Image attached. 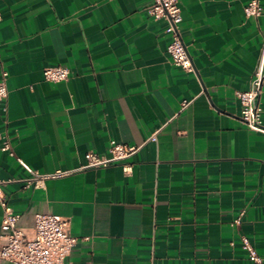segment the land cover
<instances>
[{"label":"crops","instance_id":"0c3cea01","mask_svg":"<svg viewBox=\"0 0 264 264\" xmlns=\"http://www.w3.org/2000/svg\"><path fill=\"white\" fill-rule=\"evenodd\" d=\"M151 2L0 0V178L15 179L4 188L27 232L37 212L69 218L80 239L63 264H255L241 236L264 257V132L242 121L237 90L259 63L264 0L259 16L249 0H180L194 71L172 61ZM61 63L69 77L47 80ZM259 105L264 124V78ZM112 138L140 145L130 171L19 180L76 168Z\"/></svg>","mask_w":264,"mask_h":264},{"label":"built area","instance_id":"2783aa9c","mask_svg":"<svg viewBox=\"0 0 264 264\" xmlns=\"http://www.w3.org/2000/svg\"><path fill=\"white\" fill-rule=\"evenodd\" d=\"M155 18L166 20L165 30L171 34L168 52L173 62L182 65L185 69L194 71V63L188 47L183 39L180 23L183 19L180 0H152L148 8ZM249 15L259 16L263 12L260 0H249L245 5ZM2 12L0 10V20ZM71 72L67 64L48 65L44 68V77L47 80L60 81L69 77ZM0 80V101L7 97L9 89L6 81L7 71ZM264 78V45L261 50L258 66L253 74L251 86L237 90L241 103V119L253 130L264 132L259 97ZM188 101L184 102V105ZM151 138L156 139V134ZM140 145L128 144L112 138L107 152L87 150L84 154L85 161L76 168H57L51 172H42L38 169L31 170V175L21 178L24 187L43 186L48 178L59 177L87 168L106 167L119 163L123 170L128 172L132 163L127 158L136 152ZM1 148L14 154L13 144L9 136L2 143ZM14 178H0V205L3 215L0 224V260H7L9 264H63L73 246L80 237L70 230V220L67 216L53 212H37L32 232L19 224L21 214L16 211L10 202V197L5 190V185ZM242 209L234 219V223H241L245 213ZM88 236L83 237V239ZM244 248L248 250L249 257L255 264H264V257L258 252L247 235L241 236Z\"/></svg>","mask_w":264,"mask_h":264}]
</instances>
